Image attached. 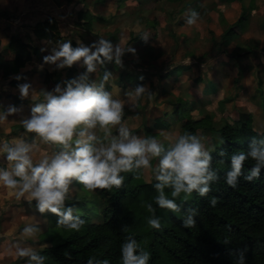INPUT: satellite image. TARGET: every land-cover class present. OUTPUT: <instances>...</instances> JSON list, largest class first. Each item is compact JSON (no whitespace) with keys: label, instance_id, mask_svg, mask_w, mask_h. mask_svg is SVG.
<instances>
[{"label":"clouds","instance_id":"clouds-1","mask_svg":"<svg viewBox=\"0 0 264 264\" xmlns=\"http://www.w3.org/2000/svg\"><path fill=\"white\" fill-rule=\"evenodd\" d=\"M200 19V13L191 10L186 24L194 26ZM148 37L145 34L142 38L146 42ZM125 52L135 55L134 48L124 47L119 42L113 44L105 38H99L91 46L75 48L70 40L57 43L51 54L43 58L44 64L55 65L57 69L79 64L86 71L78 78L67 81L66 87L57 84L52 91H40L42 101L34 104L30 116L20 120L24 131L32 134V143L17 139L12 143L5 141L0 144V153L4 154L7 163L6 168H0V185L14 193L17 200L23 198L29 204L35 201L41 215L51 213L58 217L59 227L79 231L84 224L80 216L74 214L77 211L74 207H65L74 181L88 192L111 191L123 186L122 173H135L139 178L141 172L151 171L156 181L155 204L160 209L177 213L181 211L177 199L183 195L187 200L193 193L201 198L208 197L211 184L219 179L212 167V155L201 137L189 132L167 137L170 143L166 148L154 136L133 135L123 122L125 101L113 99L112 94L105 91L112 74L105 71L98 81L90 82L89 74L97 72L98 66H103L105 62L122 66ZM18 92L21 100L36 93L29 83L18 85ZM145 96L151 100L153 94L144 85L127 92L130 109L135 110ZM18 111L15 106H9L6 111L0 112V122ZM113 130L117 132L116 135H113ZM37 141L59 146L60 150L34 163L33 152ZM224 155V152L220 153L221 157ZM154 159L158 160L155 167L152 164ZM249 160L254 164L245 175L244 165ZM262 169L264 139L253 140L247 150L231 155L225 183L235 189L241 176L252 182L260 177ZM166 189H170L171 198L166 195ZM217 202L216 197L210 198L212 207ZM147 210L152 213L147 225L159 230L161 222L155 215L156 208L148 204ZM196 216V209H188L182 226L185 229L195 227ZM39 231L38 226L27 225L21 235L32 239ZM224 243L228 244L229 241L225 240ZM13 247L17 260L26 259L27 264H45L46 257L34 248L20 243ZM245 251L237 249L231 253L236 257V264H245ZM120 255L122 264H148L150 259V254L140 248L132 236H128L121 245ZM87 264H109V261L91 257Z\"/></svg>","mask_w":264,"mask_h":264},{"label":"trees","instance_id":"trees-1","mask_svg":"<svg viewBox=\"0 0 264 264\" xmlns=\"http://www.w3.org/2000/svg\"><path fill=\"white\" fill-rule=\"evenodd\" d=\"M80 18L83 29L90 31L92 28L90 12L78 11L77 19ZM244 19L245 11L242 10L233 25L220 36L221 44L228 43L233 30ZM76 24L80 22L76 21ZM178 25H181V21L171 24L170 35L174 34V28ZM33 33L41 40L59 38L57 24L51 16L36 22ZM104 38L111 40L112 43L118 41L117 36L112 32L106 33ZM144 42L141 33L131 34L123 46L133 48ZM71 43L75 48V44ZM37 52L36 47L14 37H10L5 45L0 46L1 77L15 75L8 81L9 86L17 87L23 81L19 71L30 60L32 54L36 55ZM10 55L12 58H9ZM233 56L235 61L240 54ZM109 63L116 66L114 62ZM54 66L51 67L52 73L55 70ZM148 67L151 69L153 65L148 63ZM183 68L188 66L177 65L171 73H163L162 77L177 74ZM238 69L237 74L240 75ZM99 70L100 79L107 70L104 65L100 66ZM75 72V65L66 68L65 83L72 80ZM237 78L238 76L234 79L235 83L238 81ZM131 79H136L133 72L119 71L115 84L125 85ZM141 80L143 79H138ZM199 80L200 77H197L194 82ZM109 89L108 83L105 85V91ZM257 90L261 103L264 101L262 92L260 89ZM170 105L172 107L170 115L163 113L154 117L151 125H143V137L156 136L154 129L168 128L171 125V116L180 121L179 134L184 132L197 136L199 133L207 134L211 145L207 150L212 155V167L219 177L211 184L208 197L201 198L193 193L185 200L182 195L176 200L181 211L173 213L160 209L155 204L156 181L154 178L145 180L142 173L139 178H136L135 173H122L123 186L119 189L113 188L111 191L96 190L91 193L74 181L73 184L80 187V193L71 204L66 203L65 207H74L77 210L74 214L80 216L84 224L79 231L70 230L59 227L58 217L55 215L51 213L42 215L46 227L54 229L51 236L44 239L47 245L36 250L46 257L45 264H87L91 257L100 261L107 259L109 264H122L121 245L128 236L135 238L140 248L150 254L148 264H236V257L231 253L237 249H246L245 264H264V169L260 177L252 182L246 181L241 176L235 189L225 183L226 173L230 170L231 155L247 150L253 140L264 139V130L259 132L254 130L250 113L241 112L235 118L225 115L215 122L211 114L194 117L191 114L193 105L188 100L177 97ZM262 110L264 118V102ZM21 128L24 130L22 125H13L11 130ZM130 131L133 134L136 130ZM165 147L167 148L168 145L165 144ZM221 152L225 153L223 157L220 156ZM221 160L223 163H220ZM155 161L158 162L154 159L152 163ZM253 164L251 160L245 162V175ZM165 192L171 198L170 189H166ZM212 197H216L218 201L215 207L209 203ZM96 198L99 199L98 206L95 205ZM148 204L156 208L155 215L161 222L159 230L151 229L147 225V219L152 215L147 210ZM188 209L197 210L196 226L191 229L182 226L184 214ZM225 240L229 243L225 244Z\"/></svg>","mask_w":264,"mask_h":264},{"label":"rangeland","instance_id":"rangeland-1","mask_svg":"<svg viewBox=\"0 0 264 264\" xmlns=\"http://www.w3.org/2000/svg\"><path fill=\"white\" fill-rule=\"evenodd\" d=\"M30 1L35 3L34 7L32 4H28ZM53 0H0V8L3 6L11 7L8 15L1 13L0 17V36L4 35L5 42L9 40L10 37L19 39L22 42H28L32 46L38 48V54L31 56L30 60L25 63V65L20 69L23 76V83H29L32 88L36 91L33 97L25 99L23 102L12 103L16 98L20 99L18 87H11L8 85V81L14 77L9 75L7 78H2L0 75V112L6 111L9 106H15L18 111L15 115L9 116L6 121L0 122V144L7 141L9 143L14 142L17 139H24L28 143L33 142L32 134H28L22 129L11 130L12 125H22L20 120L24 117H28L31 114V108L35 103L42 101V94L40 91L48 90L52 91L57 84L61 87L65 86L64 69H57L52 73V65L44 64L43 58L51 54L53 47L57 43L64 40H70L78 46H91L99 38L105 37L106 30L112 28L118 29V42L123 46L124 43L130 36L131 30L129 24L125 22L122 15L129 11L127 8L118 6L116 0H106L107 5L104 10H99L98 13L106 19V22L94 23L93 28L90 31H78L72 28L73 23L79 21L82 23L81 18L77 19V6L81 4V0H58V2L63 4V6H56ZM207 0H203L205 2ZM264 0H255V11L253 13V19H250L248 27L240 35L242 45H244L243 50L238 59L233 66L230 65L231 59L226 62L227 56H219L218 60H212L211 56L215 52L208 53L205 58L198 59L200 57V52L208 49V43L203 40L207 36L206 29L210 27L211 24L206 20H200L194 26H188L186 29V34L188 37H192L191 34H197V37L193 36L188 44L184 45L180 43L179 49H174V57L169 59L167 56L170 53V49L174 44V39L170 37H164L163 39L154 41L148 38V42L152 44H157L158 42H164L166 48H164V57L161 56L156 61H152L156 67L150 69L148 67L149 56L144 51L146 46L138 47L134 46L135 55L132 53H126L122 57V66H113L109 62H105L104 66L107 72L112 74V78L109 80L110 89L107 90L112 94L113 99H119L125 101L124 117L123 122L127 124L130 130H136L133 135L143 137V125H151L152 119L156 116L168 112L171 108L169 103H171L170 96L165 97V93H170L174 90V93L180 92L184 98L189 100H194V108L191 114L194 117L202 116L205 114H211L213 121L217 122L219 119L225 115L231 118H235L239 113H250L252 116V126L256 131L264 130V118L262 104L258 99V90L262 92V97L264 100ZM126 5V4H125ZM79 7H81L79 5ZM82 6L81 8H84ZM94 10L98 7L92 6ZM159 7L163 8L161 4ZM58 9H62L63 17L58 15ZM205 13L213 10H209L208 6L204 7ZM83 11V10H79ZM252 12V11H251ZM75 13V19H72V14ZM224 16H226L230 21L236 19L239 15L238 6L236 3H225L224 4ZM69 14V15H68ZM5 17H2L4 16ZM54 16L58 21L57 27L59 30L58 40H41L35 37L33 33L32 26L36 23V20H42L46 16ZM128 15L124 14L123 16ZM17 17H20L17 18ZM22 17V18H21ZM263 18L260 23V19ZM105 23L106 25H102ZM121 27V28H120ZM81 32V34L79 33ZM111 32V31H108ZM134 33V32H133ZM132 33V34H133ZM135 34V33H134ZM179 40V38H178ZM235 42V41H234ZM234 42H231L227 47L226 51L230 53L231 49L234 50ZM250 46V50L246 51V46ZM3 46V45H2ZM36 48V49H37ZM191 50L195 55V58L181 57V53L184 49ZM44 49V51H42ZM31 50V49H30ZM176 53V54H175ZM36 56V57H35ZM210 56V58H209ZM202 57V56H201ZM12 58V55L9 56ZM171 61L173 63L182 64H195V67L190 69L188 72H183L177 77V80H165L163 85L162 80L156 78L153 74L155 70H159L160 73L165 71L166 66L169 67ZM42 66V67H41ZM76 72L72 75V79L78 78L83 74L86 69L81 67L79 64H75ZM197 66V67H196ZM97 72L89 74L90 82L97 81L100 77V70ZM142 67V68H141ZM131 68L140 72V76L143 77L141 81H132V83H125V85H116L115 79L119 71L131 70ZM204 68V69H202ZM240 69L241 74H237V69ZM205 70V76L207 79H212L216 83V89L207 95H201L198 89L203 88L201 82L195 83L194 79L200 74V70ZM238 69V71H239ZM151 71V72H149ZM238 76V81L235 83L233 79ZM20 85V84H19ZM138 85L147 86L150 92L153 94L151 100H148L145 96L139 102V106L135 110L130 109V102L126 97V93L134 90ZM166 88V92H165ZM199 95V96H195ZM174 101V100H173ZM164 130V129H162ZM16 131V132H14ZM178 133V124L172 126L168 130L161 131L160 134L154 136L160 141L167 140V137L176 136ZM117 132L113 130V135ZM98 135H102L98 133ZM199 137L202 138L206 149L209 145V137L207 134L199 133ZM170 142V141H169ZM216 142V140H214ZM37 147L33 152L34 163L38 162L45 155L51 156L60 150L59 146L56 145H46L39 141L36 142ZM0 163H3L4 168L7 167V163L4 159V154L0 153ZM145 180H150L153 176L151 171L141 172ZM72 192L70 199L66 203H72L75 198H77L78 193H80L77 185L72 184ZM94 193V192H91ZM99 199L95 205L98 206ZM98 218V217H96ZM94 218L95 220H98ZM27 225H35L40 228L35 238L27 239L22 237L21 233L23 228ZM44 217L37 211L35 207V201L29 204L23 198L17 200L14 193L5 189L0 185V264H12L16 259L14 256L13 245L20 243L23 246H30L32 248H40L41 244L46 243L43 241L48 236L50 237L53 228L46 227ZM40 239V240H39ZM41 243V244H40ZM39 246V247H38ZM38 247V248H37ZM12 262V263H11Z\"/></svg>","mask_w":264,"mask_h":264},{"label":"crops","instance_id":"crops-1","mask_svg":"<svg viewBox=\"0 0 264 264\" xmlns=\"http://www.w3.org/2000/svg\"><path fill=\"white\" fill-rule=\"evenodd\" d=\"M2 1H4V0H2ZM68 1H70V0H66V2H68ZM52 2L55 3L56 6H58V7L63 6V4H61V2L59 3L58 0H53ZM81 2L82 3L79 5L81 7L82 6H85V7L81 8V7H79V5H76L77 6L76 11L88 10L90 12V14L92 15V20H91V27L92 28H93L94 23L106 22V19H104V17H102L98 13L99 10H102V9L104 10L103 7H105L107 5L106 0H81ZM115 2H117V5L119 7L122 6L124 8H127V6H129V4H131L130 7L127 8L129 11L124 13V14H128V15L123 16L124 15L123 14L122 17H124L125 22H127L129 24V27H130V30L132 33L133 32L135 34L141 33L142 37L145 34H148L149 35L148 38L150 40H154V41H157V40L161 41V39H163L164 37H170V38L174 39V44L171 47L170 53L167 56L169 59H172L174 57V54L172 52L174 49L175 50L179 49L180 43H182L184 45L183 47H185L188 44V41H190L191 38L193 39V36L197 37V34L194 33V31H193V34H191L192 37H188L189 35L187 36L185 30L188 29V25L186 24V19H187L189 12L191 10H195V11L199 12L200 16H201L200 20H206L208 23L211 24V26L207 27L208 28V29H206L207 36L203 40L204 42L208 43V49L201 51L199 54L200 57H198V59L205 58L208 53L215 52V54H213V57L211 56L212 60L217 61L219 56L221 57V56L225 55V56H227L226 62H228V59L230 58L231 59L230 65L233 66V64H234V68H235L236 60L235 61L233 60V57H234L233 55H235L237 53L241 54L243 48H245V47H243L244 45H242V43H241L243 41H241L240 35H242V33L248 27L250 19H253V13H254L255 8H256L255 0H207L205 2H203V0H116ZM225 3H233V4L236 3V5L238 6L239 15H240L242 10L245 11V19L240 24H238V26L233 30V34L229 38L228 43L224 45V44H221V42H220V39H219L220 36L223 35L226 32V30L229 27H231L233 25V23L239 17V15H238V17L236 19H233L232 21H230L226 16H224L223 12H224V4ZM28 4H32L33 7L35 5V3L33 1H30ZM159 4H161V6L163 8L159 7ZM263 4H264V1H263ZM92 6H94V8L98 7V9L94 10ZM206 6H208L209 10H213L211 12H208L207 15L204 14L205 13L204 7H206ZM10 8L11 7H7V6L3 7L2 6L0 8L2 10L1 13L2 14L5 13V15L6 14L8 15ZM61 10L62 9H58V15L60 17H63V11L61 12ZM1 13H0V17H1ZM5 15L2 17H5ZM52 17L54 18L55 22H58L54 16H52ZM17 18L20 19V17H17ZM73 18L75 19V13H74V15L72 14V19ZM262 20H263V18L260 19V23L262 22ZM176 21H181V25L175 26L174 34L170 35L169 31H170L171 24L175 23ZM36 22H38V20H36ZM81 24L82 23L77 25L75 22V23H73L72 28L77 30V32L80 30L82 31L83 27ZM102 25H106V24L103 23ZM33 26H32V29H33ZM112 29H113V31L110 29L104 31L105 34L108 33V31H111L118 38V34H117L118 29H116V28H112ZM83 31H84V29H83ZM79 33L81 34V32H79ZM132 33H130V35ZM59 36H60V34H59ZM178 38H179V40H178ZM72 42H74V41H72ZM117 42L118 41L114 42L113 44H115ZM231 42L235 43L234 44V50L232 48L230 53H228L226 51V47ZM6 43H7V41L5 42L4 35H1L0 36V46L2 47V45H5ZM254 45L255 44H252V45L249 44V46H246V49H244V50L249 51L251 48L250 46H254ZM142 46H146L147 49H145L144 52L147 55H149L146 57H149L151 59V60H149V63L153 65V68H155L156 67L155 65H157V63L155 64L152 61H156V59H158L161 56L164 57V55H163L164 48H166L164 42H162V45H161V42H158L157 44H152L151 42H148V40H147L146 42H144L142 45H139L138 47H142ZM34 47H36V46L34 45ZM37 51H38V48H37ZM37 54H38V52H37ZM181 57H189V58L194 59L195 55L193 54V52L191 50H188L185 48L184 51L181 53ZM209 58H210V56H209ZM173 62L171 61L170 65H168L169 67L166 66L165 71L163 73H166V72L171 73V70L174 67H176L177 65H185V66H188V68H183L180 70L179 73L170 74L168 77H165V78L162 77L163 73H160L159 70H155L153 72V74L156 75L157 79L162 80L163 85L165 83V80H171V81L177 80V77L180 76L183 72H188L190 69L195 67V64H193V63L182 64V63H179L178 61H177V63H173ZM54 68H55V66H54ZM153 68H151V69H153ZM202 69H204V68H202ZM202 69L200 70V72H199L200 74L198 75V77H200V80L198 82H201L202 85L203 84L204 85H203V88L198 89V90L200 91L201 95H204V94L207 95L208 93L215 91L216 83L212 79H207V77L205 76V70H202ZM127 71L133 72L134 75H136V79H137V80L131 79L130 82H127V83H132V81H138V79L141 78L139 71H137L133 68H131V70H127ZM149 72H151V71H149ZM19 74L23 78L21 71H19ZM234 79H233V81H234ZM23 81H24V79H23ZM23 81L21 83H23ZM198 82H196V83H198ZM165 92H166V88H165ZM176 92L174 93V90H173L170 93H168V92L165 93L164 96L165 97L170 96L171 99L173 98L171 101H173L177 97H180L182 99L188 100L193 105L194 100H189L187 98H184L180 92H178V93H176ZM195 96H199V95H195ZM23 101L21 99L16 98L12 103L15 104L18 102H23ZM169 105H170V103H169ZM193 108H194V106H193ZM171 110L172 109H170L168 112L163 111V113L170 115ZM170 121H171L170 122L171 125L168 128H158V129H154L153 131L159 135L161 131L168 130L169 128H172V126H174L175 124H178V133H177V135H178L179 134V128H180V121L177 120L174 116H171ZM12 127H13V125L11 126V128ZM162 129H164V130H162ZM22 131H24V130H22ZM14 132H16V131H14ZM161 142H163L167 145H169V143H170L169 141H167L165 139L162 140ZM157 163L158 162L155 161L152 164L155 167ZM0 165H1V168H4L3 163H0ZM151 178H154V176H152ZM45 224H46V221H45ZM43 241H46V240H42V242ZM44 245H47V241H46V243L41 244L40 248ZM12 264H27V260L26 259H19V260L15 259Z\"/></svg>","mask_w":264,"mask_h":264}]
</instances>
